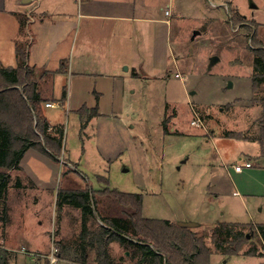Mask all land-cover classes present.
<instances>
[{
  "label": "rangeland",
  "instance_id": "1",
  "mask_svg": "<svg viewBox=\"0 0 264 264\" xmlns=\"http://www.w3.org/2000/svg\"><path fill=\"white\" fill-rule=\"evenodd\" d=\"M58 3L66 6L71 4L73 7L78 0H41L40 4L41 8H48ZM196 8L194 16L190 15L189 18L177 21L172 28L173 46L170 50L175 53L177 67L172 64L168 71L161 72L162 76L157 74L159 79L153 81L155 83L151 86L152 90L149 91L150 86L142 83L136 86L140 89L136 95L128 92L130 96L124 102L120 124L104 120L93 121L86 131L87 135L91 133V137L94 130L96 136L92 139L85 138L83 134L78 137L77 124L73 122L74 116H64L66 135L63 137L62 148L71 154L72 160L78 156L79 164L73 166L67 158H62V152L58 157L59 164L53 163L52 170L48 169V166H36L34 162L32 163L35 166L27 167V159L20 162V167L28 176L38 179L35 184L37 181H43L49 184L50 188L49 192L38 194L40 202L36 221L43 223V230L49 229L53 223V232L43 235L46 240V244L43 240V245L32 241L34 237L26 234L32 245H41L40 251L38 250L40 254H48L54 243L68 258L76 259L84 253L86 263L95 264V251L85 244L91 237L89 233L99 232L100 227H103L99 218L101 214L106 217L121 215L120 207L112 199L100 200V196H97L100 200V211L97 213L90 198L92 216L87 217L86 228L89 233L83 239L80 210L67 203L59 205L60 195L64 191L83 188L91 191L95 190L99 183L108 186L110 189L104 188L108 191L113 189L142 194V213L146 218L170 220L173 224L187 222V216L203 210L210 213L211 206L216 204L215 201H210L211 196L206 188L209 179L203 167L205 154L210 148L207 143L208 132L214 129L222 133L228 132L227 135L231 136V132L241 128L244 121L245 136L251 138L258 135L259 138H264V78L254 84L255 87L252 81L256 72L254 50L260 46L263 48V43L258 37L264 39V27L257 28L255 43L252 42L253 26L245 22L234 26L229 14L230 9L227 11L223 7L216 8L206 0L197 1ZM195 30L199 34L192 38ZM176 73H179L180 77H175ZM229 82L231 87H228ZM256 103L260 107L255 112ZM135 108L139 110L137 115L147 116L153 113V123L163 117L164 126L168 129L171 121L176 118L178 128L184 130L186 136H160L156 125L147 136L150 129L147 119L139 125L140 130L129 128L134 124L132 119L136 115ZM192 120L199 121L192 125ZM123 124H128L132 136L134 135L136 140L139 139L135 146L131 145L130 135L128 130L123 129ZM187 132H194V135H187ZM139 141L143 146L139 145ZM97 144L101 147H97ZM237 146L239 148L242 144L238 143ZM235 147V143H228L229 149ZM183 159H186V163L178 170L179 161ZM240 159H237L239 163L245 161L243 157ZM19 174L13 173L10 180L15 181ZM226 193L231 195L230 190ZM13 194L15 193L9 191L7 195L6 190V195L0 197V234L9 233L11 221L7 220L9 208L6 200H10ZM29 194L25 193V197L28 195V203H38V196L31 198ZM233 198L227 197L225 201H232ZM29 206L22 209L25 226L33 216L32 207ZM205 217V224L209 223L207 226H211L212 221L208 215ZM232 217L233 221L237 222L249 221L248 225L264 221V216L254 210H251L249 216L238 214ZM198 233L204 234L206 245L213 247L208 229L199 230ZM20 239L23 238L18 237V241ZM253 246L261 250V240L258 236L249 235L244 248L248 250ZM106 250L117 264H151L143 258L141 252H135L127 243L121 245L118 241H112L107 243ZM17 254L19 253L9 251V259L16 258ZM38 259L39 264L47 263L40 257ZM212 264H264V256L240 255L226 260L217 255Z\"/></svg>",
  "mask_w": 264,
  "mask_h": 264
},
{
  "label": "crops",
  "instance_id": "2",
  "mask_svg": "<svg viewBox=\"0 0 264 264\" xmlns=\"http://www.w3.org/2000/svg\"><path fill=\"white\" fill-rule=\"evenodd\" d=\"M197 1L199 0H78L73 7L71 4L66 6L58 3L48 8H41V0L27 2L0 0V67L19 66L20 57L17 54V48H20L24 53L23 67L35 70L36 92L42 100L40 106L43 115L50 125L48 132L56 136L57 130H62L64 137L66 135L64 116L73 115V122L77 124L76 135L79 137L83 134L85 138L95 139L94 130L91 137L89 136L91 133L86 134L93 121L104 120L120 124L124 102L130 96L129 93L136 95L140 90L136 86L142 83L150 86L147 87L149 91L152 90L151 86L155 83L153 81L159 79L157 74L160 73L159 76H162L161 72L168 71L172 64L177 67L175 53L173 54L170 50L173 46L172 28L177 21L189 18L190 15L194 16ZM206 1L216 8L223 7L227 11L237 10L247 21L245 24L253 26L256 38L257 28L264 27V0ZM258 38L263 43L264 49V39L260 36ZM176 75L180 77L179 73H176L175 77ZM64 90L66 95L62 100ZM47 103L53 106H46ZM82 106L88 108L97 106L99 116L91 118L81 131V123L76 111ZM150 106L153 107L152 104ZM258 107L260 105L256 103L255 112L258 111ZM138 111L135 108L134 113ZM153 118V113L147 116L136 114L132 119L134 124L129 128L140 130L139 125L147 119V126L150 127L147 136L156 128L155 125L158 126L160 136H186L184 135L186 132L178 128L176 118L171 121L169 129L164 126L163 117H159L156 123L152 122ZM201 124L204 127L202 122ZM127 125L123 124L122 127L128 130L131 145L135 146L139 139L136 140L135 136H132ZM245 126L246 122L243 121L241 128L231 132V136L227 135L228 132L223 134L214 129L208 132L207 143L210 148L205 154L203 167L209 179L206 188L211 196L210 201H215L216 204L211 206L210 213L203 210L187 216V222L192 221L197 224L189 228L193 233L206 229L211 232V229L219 223L248 226L249 221H233L232 216L236 217L238 214L249 216L251 210L264 216V138L261 139L258 135L251 138L245 136ZM187 135H194V132H187ZM227 142L235 143L236 147L229 149ZM238 143L242 144L239 148ZM100 144L102 145L101 141ZM142 144L139 141V145L143 146ZM97 147L101 146L97 144ZM61 152L62 158H67L73 166L79 164L78 156L77 159L72 160L71 154L66 150L63 151L62 148ZM241 157L249 161L252 166L236 172L233 166L239 164L237 159L241 160ZM26 159L27 167L48 166L47 168L52 170L53 163L59 164V158L55 155L51 154L50 157L29 148L20 159L18 168L8 172L7 195L9 191L15 194L10 200H6L9 208L7 220L9 219L11 224L9 233L0 234V248L7 253L12 251L19 254L16 258L10 259V254L7 255V264H39L40 261L36 258L21 251L24 249L40 254L41 245L38 247L35 244L32 245L28 240L30 238L26 236L34 237L32 241L43 245V235L52 233L54 229L51 223L49 229L43 230V223L36 221L40 202L38 194L47 193L50 188L49 184L43 181H37L35 184V180L38 179L28 176L23 171L20 162ZM184 163L186 159L179 161L177 169H181ZM47 168L45 169L49 171ZM16 172L20 173L17 179L10 180V176ZM29 173H31L30 170ZM107 187L98 183L97 188L92 190L101 191ZM227 190H230L231 195L226 193ZM25 193L31 198L38 196V203L35 201L28 203V195L25 197ZM231 196L234 197L232 201H225ZM28 206L32 207L33 216L30 217L26 227L22 209H27ZM142 211L143 196L141 206L143 218L173 223L165 219L146 218ZM207 215L212 221L211 226H207L209 223L205 224ZM258 224H264V221L253 222L251 225ZM102 226L107 227L103 224ZM18 237L23 239L18 241ZM44 241L46 244V240ZM207 246L212 249L209 264L213 263L217 255L226 260L234 257H226L217 253L211 245L207 244ZM246 251L247 248L243 246L237 256L245 255ZM258 251L264 254L263 248ZM60 262L61 264H87L79 258H68V256L65 259L62 258Z\"/></svg>",
  "mask_w": 264,
  "mask_h": 264
},
{
  "label": "trees",
  "instance_id": "3",
  "mask_svg": "<svg viewBox=\"0 0 264 264\" xmlns=\"http://www.w3.org/2000/svg\"><path fill=\"white\" fill-rule=\"evenodd\" d=\"M230 17L234 26L247 22L235 9H230ZM252 42L256 43L255 31H252ZM258 43V42H257ZM20 65L16 68L0 67V197L6 195L11 169H17L24 152L33 148L50 156L59 157L62 150L63 132L57 130L53 136L48 132L49 123L40 106L41 98L36 92L34 82L35 70L24 68V53L17 48ZM255 74L253 86L264 78V49L254 50ZM66 91H63L62 100ZM76 113L80 119V129H84L91 118L99 116L98 107L82 106ZM264 128V127H263ZM264 135V129H262ZM263 139V138H262ZM108 189V188H106ZM101 191L87 188L64 191L60 195L59 205L67 203L80 209L82 215L81 238L89 233L86 228L87 217L92 216L90 198L97 213L100 200L112 199L120 207L119 216L100 219L107 227H100L99 232H90L91 237L85 243L95 251L93 261L96 264H117L108 254L106 245L118 241L127 243L135 252L139 251L143 258L151 264H209L212 249L204 242V234L193 233L168 221L145 219L141 216L142 196L140 194L122 193L117 190ZM91 195V196H90ZM100 196V200L97 199ZM248 229V230H247ZM251 233V234H247ZM247 235L258 236L264 249V224L243 225L219 223L210 232V240L214 250L226 257L237 256L248 242ZM132 241H130V240ZM247 256H264L256 246L244 252ZM7 251L0 248V264H7ZM60 258L67 256L59 250ZM79 259L86 262L82 253ZM48 264V262L46 263Z\"/></svg>",
  "mask_w": 264,
  "mask_h": 264
},
{
  "label": "built area",
  "instance_id": "4",
  "mask_svg": "<svg viewBox=\"0 0 264 264\" xmlns=\"http://www.w3.org/2000/svg\"><path fill=\"white\" fill-rule=\"evenodd\" d=\"M178 77V75H176ZM46 106H53V104L47 103ZM199 120H192L191 124H197ZM252 164L249 161H244L243 163H239L233 166L234 171L239 172L243 168H250ZM53 243V242H52ZM21 251L31 257H34L38 259L40 257L44 261H47L48 264H57L61 261V258L59 256V248L52 244L51 250L48 254H35L33 252H28L24 249H21ZM39 260V259H38Z\"/></svg>",
  "mask_w": 264,
  "mask_h": 264
},
{
  "label": "water",
  "instance_id": "5",
  "mask_svg": "<svg viewBox=\"0 0 264 264\" xmlns=\"http://www.w3.org/2000/svg\"><path fill=\"white\" fill-rule=\"evenodd\" d=\"M27 1H28V0H24V2H27ZM197 34H199V32H198L197 30L193 31L192 38H194L195 35H197ZM213 59L216 60V58H213ZM228 87H231V83H230V82L228 83ZM177 225L182 226V227H187V228H192V227L197 226V224L194 223V222H178ZM248 237H249V235H247V238H248ZM129 240H130V239H129ZM130 241H132V240H130Z\"/></svg>",
  "mask_w": 264,
  "mask_h": 264
}]
</instances>
